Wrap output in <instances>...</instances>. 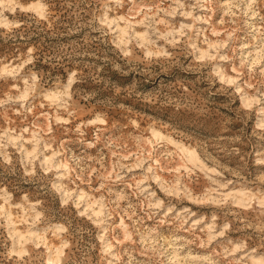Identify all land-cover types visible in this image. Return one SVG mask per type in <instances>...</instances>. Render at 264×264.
I'll return each instance as SVG.
<instances>
[{"label": "clouds", "instance_id": "9594fccd", "mask_svg": "<svg viewBox=\"0 0 264 264\" xmlns=\"http://www.w3.org/2000/svg\"><path fill=\"white\" fill-rule=\"evenodd\" d=\"M0 264H264V0H0Z\"/></svg>", "mask_w": 264, "mask_h": 264}]
</instances>
